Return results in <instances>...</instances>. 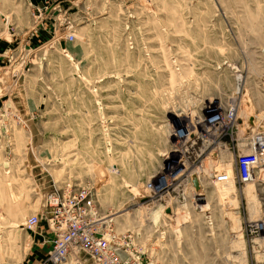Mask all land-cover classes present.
Here are the masks:
<instances>
[{
  "label": "rangeland",
  "instance_id": "rangeland-1",
  "mask_svg": "<svg viewBox=\"0 0 264 264\" xmlns=\"http://www.w3.org/2000/svg\"><path fill=\"white\" fill-rule=\"evenodd\" d=\"M5 29L0 264H53L47 198L82 189L101 233L132 234L123 261L262 260L264 154L247 185L236 163L264 131V0H0Z\"/></svg>",
  "mask_w": 264,
  "mask_h": 264
},
{
  "label": "built area",
  "instance_id": "built-area-1",
  "mask_svg": "<svg viewBox=\"0 0 264 264\" xmlns=\"http://www.w3.org/2000/svg\"><path fill=\"white\" fill-rule=\"evenodd\" d=\"M231 112L228 109V112H225L226 117L215 114L210 121L223 120L224 118L230 123L235 119ZM261 137H264V131L251 133L249 142L255 143L256 146L253 145L249 154L237 159L236 175L238 181L243 185L254 182L256 168L262 163L261 155L264 154V150L258 149L264 148L257 147L258 138ZM218 177L219 182L229 180L228 174L225 173L219 174ZM88 195L89 191L82 189L73 194L68 191L54 192L47 198L46 204L51 216L49 228L55 233L53 245L54 250L58 251L53 256L51 255L52 263L62 264L70 251L83 248L91 255L95 264H133L123 261L120 256L124 247L131 244L132 234L126 232L116 235L110 230L101 233L94 225L97 220V211ZM39 221L37 215L29 216L24 227L27 231L33 232L38 227ZM247 234L250 237H260L264 240V221L248 225ZM256 264H264V249L262 260L257 261Z\"/></svg>",
  "mask_w": 264,
  "mask_h": 264
},
{
  "label": "bare ground",
  "instance_id": "bare-ground-1",
  "mask_svg": "<svg viewBox=\"0 0 264 264\" xmlns=\"http://www.w3.org/2000/svg\"><path fill=\"white\" fill-rule=\"evenodd\" d=\"M232 111V109H230L229 110V112H231ZM218 115L219 116H222V117H226L225 115H226V113L224 114V115H221V114H219L218 113ZM214 117V115H212L209 119H208V122L211 124V123H213V125L212 126H214V127H222L224 124H225V119L223 118V120H221V119H219V120H211L210 121V119H212ZM236 119V118H235ZM216 125V126H215ZM218 130V129H217ZM49 227H50V225H51V222H50V220H49ZM51 229V228H50ZM52 230V229H51ZM53 231V230H52ZM97 231V230H96ZM55 234V233H54ZM54 239H55V236H54ZM53 239V240H54ZM76 249H80V250H84L83 248H76ZM73 251V250H72ZM72 251H70V252H72ZM85 251V250H84ZM56 252H58L57 250H54V245H53V242H52V250H51V253H50V255H54ZM70 252L68 253V255H67V257L70 255ZM66 257V258H67ZM65 261V260H64Z\"/></svg>",
  "mask_w": 264,
  "mask_h": 264
},
{
  "label": "crops",
  "instance_id": "crops-1",
  "mask_svg": "<svg viewBox=\"0 0 264 264\" xmlns=\"http://www.w3.org/2000/svg\"><path fill=\"white\" fill-rule=\"evenodd\" d=\"M34 2L35 3H41L42 2V0H34ZM42 26L44 25V24H41ZM37 27H39L38 25H37ZM42 29H45V30H47L45 27H42ZM8 35V33H7V29H5L1 34H0V37H7V39H9V36H7ZM45 34L43 33V32H40L39 34H37L36 35V39H38V40H44L45 39Z\"/></svg>",
  "mask_w": 264,
  "mask_h": 264
}]
</instances>
